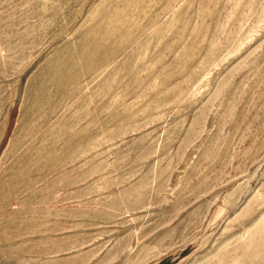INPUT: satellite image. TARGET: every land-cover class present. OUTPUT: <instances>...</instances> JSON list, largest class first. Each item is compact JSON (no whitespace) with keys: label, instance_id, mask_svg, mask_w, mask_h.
Masks as SVG:
<instances>
[{"label":"rangeland","instance_id":"obj_1","mask_svg":"<svg viewBox=\"0 0 264 264\" xmlns=\"http://www.w3.org/2000/svg\"><path fill=\"white\" fill-rule=\"evenodd\" d=\"M0 264H264V0H0Z\"/></svg>","mask_w":264,"mask_h":264}]
</instances>
